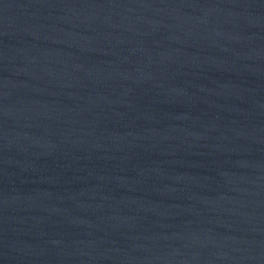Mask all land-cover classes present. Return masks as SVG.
I'll list each match as a JSON object with an SVG mask.
<instances>
[{
    "label": "water",
    "instance_id": "obj_1",
    "mask_svg": "<svg viewBox=\"0 0 264 264\" xmlns=\"http://www.w3.org/2000/svg\"><path fill=\"white\" fill-rule=\"evenodd\" d=\"M0 264H264V0H0Z\"/></svg>",
    "mask_w": 264,
    "mask_h": 264
}]
</instances>
